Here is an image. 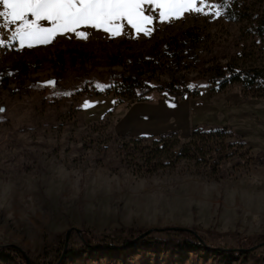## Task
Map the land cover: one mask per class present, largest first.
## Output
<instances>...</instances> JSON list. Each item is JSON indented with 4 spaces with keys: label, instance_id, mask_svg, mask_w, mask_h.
Listing matches in <instances>:
<instances>
[{
    "label": "rangeland",
    "instance_id": "1",
    "mask_svg": "<svg viewBox=\"0 0 264 264\" xmlns=\"http://www.w3.org/2000/svg\"><path fill=\"white\" fill-rule=\"evenodd\" d=\"M219 5L198 0L167 18L145 5L146 32L124 20L119 35L82 26L32 47L14 35L18 25L0 29V244L19 247L27 264H264V95L239 82L219 89L199 66L177 64L167 44L193 27L202 39L185 38L186 60L264 66V41L224 7L214 15ZM143 58L165 65L147 70ZM112 71L202 80L199 94L155 89L138 99L106 92ZM218 125L245 146L216 167L178 155L195 127ZM167 131L180 143L160 155L152 148ZM85 233L125 248H86ZM231 248L250 252L215 251Z\"/></svg>",
    "mask_w": 264,
    "mask_h": 264
},
{
    "label": "trees",
    "instance_id": "2",
    "mask_svg": "<svg viewBox=\"0 0 264 264\" xmlns=\"http://www.w3.org/2000/svg\"><path fill=\"white\" fill-rule=\"evenodd\" d=\"M226 14L231 19H244L248 22V31L257 35L264 41V0H261L260 6L255 9L254 4H247L241 0H221ZM188 37L193 42H199L202 39L200 32L196 31L193 27L182 31L179 35H171L167 39L168 47L175 56L177 64L183 68L198 67L202 69L207 77V81L213 85H218L222 89L233 82H239L243 87L252 92L254 96L264 95V66L263 65H244L241 66L236 60H228L226 62H214L211 65H206L205 60L199 62L188 61L185 59L183 50L185 46V38ZM165 62L160 58H143L142 66L147 70L156 71L164 67ZM3 78L6 82L10 81L8 73H4ZM111 82L106 87V92H115L119 95H126L127 97H137L142 99L147 97L155 89H160L166 92L183 94L190 92L192 94H199L198 83L202 79H195V85L192 87L183 79L173 78L157 83L151 81V76L144 74L140 75H127L120 71H112L110 73ZM88 84V83H87ZM86 84V85H87ZM177 131H167L160 134L162 144L155 146L152 151H158V154H167L176 145L180 143ZM229 138V139H227ZM140 140V138L136 137ZM246 140L234 133V131L227 125H218L203 127H195L191 134L190 139L180 145L178 155L181 157H188L198 162H210L216 167L220 160L232 156L241 147H244ZM235 148V149H234ZM264 238V235H258ZM264 240V239H263ZM196 244H200L198 239L191 238ZM84 244L86 248L97 249L102 247L105 252L122 251L124 244H115L103 246L98 243L97 239L90 233H85ZM216 252H226L232 255L239 253L250 252V250L239 251L231 248L225 251L218 249ZM0 257L7 264H27L25 254L23 251L14 244L2 245L0 244ZM32 264H37L32 261Z\"/></svg>",
    "mask_w": 264,
    "mask_h": 264
},
{
    "label": "snow or ice",
    "instance_id": "3",
    "mask_svg": "<svg viewBox=\"0 0 264 264\" xmlns=\"http://www.w3.org/2000/svg\"><path fill=\"white\" fill-rule=\"evenodd\" d=\"M198 0H0V29L10 25H18L14 35L21 43L28 41L46 45L53 42L58 35L77 33L82 26L92 29H102L113 35L121 34L124 28L122 21L126 20L138 32H146V24L153 22L151 15H146L151 8L145 5H157L165 9L161 16L167 18L169 13L181 12L185 6L196 5ZM205 3V0H199ZM217 8L214 15L221 14ZM189 11L200 13L202 8L189 7ZM42 21L50 22L51 26H44ZM81 38H87V32H79ZM5 40L0 39V45ZM55 85V80L45 82ZM88 102H85V107ZM3 111V109H0Z\"/></svg>",
    "mask_w": 264,
    "mask_h": 264
},
{
    "label": "water",
    "instance_id": "4",
    "mask_svg": "<svg viewBox=\"0 0 264 264\" xmlns=\"http://www.w3.org/2000/svg\"><path fill=\"white\" fill-rule=\"evenodd\" d=\"M150 230H147L145 233H147V232H149ZM68 233H69V231H68ZM144 233V234H145ZM28 264H30V260L28 259Z\"/></svg>",
    "mask_w": 264,
    "mask_h": 264
}]
</instances>
